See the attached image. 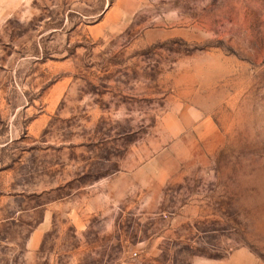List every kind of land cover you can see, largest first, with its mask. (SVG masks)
Segmentation results:
<instances>
[{"label":"rangeland","instance_id":"rangeland-1","mask_svg":"<svg viewBox=\"0 0 264 264\" xmlns=\"http://www.w3.org/2000/svg\"><path fill=\"white\" fill-rule=\"evenodd\" d=\"M0 264H264V0H0Z\"/></svg>","mask_w":264,"mask_h":264}]
</instances>
